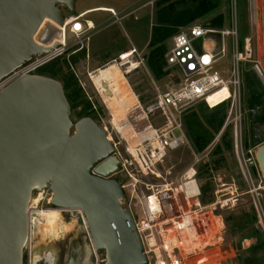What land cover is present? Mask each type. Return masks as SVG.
Segmentation results:
<instances>
[{
	"label": "rangeland",
	"instance_id": "rangeland-1",
	"mask_svg": "<svg viewBox=\"0 0 264 264\" xmlns=\"http://www.w3.org/2000/svg\"><path fill=\"white\" fill-rule=\"evenodd\" d=\"M135 1L142 2L138 0H75L73 13L65 5L59 4L64 16H74L85 10L82 19L86 18L93 22L95 28L88 42V53L84 51V53L65 55L57 59L54 64H46L37 70V73L49 74L50 68L52 71L54 69V79L60 84L70 74H74L81 88L82 98H86L91 107L86 111L83 109V104H78L71 109L72 121L75 122L87 112L98 125H107V136L114 142L118 137L110 127L109 121L113 118L102 105L101 99L106 103L115 120L120 121L124 117H129L131 110H136V99L144 106L159 92L179 85L177 75H180L179 71L177 73L173 68H168L165 63H162V75L155 77L147 65V58L152 50L148 44L152 26L156 24L155 15L159 5L141 9L120 22L110 17L108 12L103 11L107 10L106 8L121 11ZM214 1L217 5L213 11L175 28L178 31L191 23H199L208 27L232 30L234 26L232 10L235 9L237 38L234 39L231 35L225 37L226 54L218 60L215 68L222 73L230 72L235 43L245 57L239 63L240 118L238 108L230 100L222 107L214 109L203 103L192 106L187 116L182 118L183 130L190 146L183 145L169 151L164 160L155 166V171L165 178L164 181L161 177L141 174L136 175L138 182L130 180L136 185V191L131 193L130 187H126L121 206L138 213L140 209L138 202H142L144 195L154 192L155 189H161L158 186L147 191L146 188L149 185L168 183L172 189L177 188L182 185L186 174L193 168L196 170L194 179L200 191L198 197L200 208L198 213V211L193 212L191 207L189 211L193 213H190V216L198 213L200 216L221 217L224 224L222 240L218 245L208 247L205 250L207 252L198 256L195 254L186 256L184 252H181L183 254L181 256L179 251L174 249L176 258L181 260V264L184 262L208 264L219 258L222 259L221 262L216 261L214 264H264V235L256 211V206L259 207V204L264 210V179L254 156L256 147L264 143V117L258 119L264 114V81L260 76L261 74L264 77V0H236L235 6L232 5V0ZM168 2L174 4L176 8H192L190 0H168ZM131 9L130 7L127 10ZM218 14H222L223 17L222 27H214L211 22L212 18ZM66 38L69 44L75 42L73 34L67 32ZM216 41L218 48L221 38L216 37ZM200 43L201 39L194 43L197 49ZM247 45L250 51L245 55L244 48ZM165 46L167 51L171 46V37L167 39ZM130 47H135L143 55L144 64L125 76V79L120 73L121 68L119 69L110 61ZM97 70L99 73L94 75L93 72ZM92 75L95 78L90 79ZM215 117L223 118V123L218 130L213 131L206 122ZM196 122H202L213 134L210 142L201 150L194 147L188 137L189 131ZM235 127L241 133H239L241 147L239 138H237L236 146ZM143 183L148 184L147 187ZM32 197L30 208L28 207L32 221L30 227L31 225L32 227L30 238L23 249L22 264H33L36 246L42 253L49 255L50 264H103L105 253L103 250L94 249L82 211L52 206L47 203L48 194L46 191L43 192V189L34 191ZM217 202L224 207L216 204V209L213 210L211 205ZM226 202L227 205H225ZM182 204L184 205L183 201ZM43 210H59L61 215L59 224L62 226L67 223L71 226L66 228L67 231L60 229L54 237L42 236L36 223L40 218L38 211ZM34 220L37 221L35 224ZM153 230L157 252L166 259V252L161 248L162 240L155 229ZM192 234L193 232L189 233L191 238L195 236ZM217 248L220 256H217L219 254Z\"/></svg>",
	"mask_w": 264,
	"mask_h": 264
},
{
	"label": "water",
	"instance_id": "water-1",
	"mask_svg": "<svg viewBox=\"0 0 264 264\" xmlns=\"http://www.w3.org/2000/svg\"><path fill=\"white\" fill-rule=\"evenodd\" d=\"M63 4L75 0H0V78L61 38ZM261 78L264 81L263 75ZM115 149L91 117L71 119L62 84L23 76L0 92V264H22L34 191L48 188L50 204L80 209L103 264H148L124 192L112 177ZM255 159L264 179V143Z\"/></svg>",
	"mask_w": 264,
	"mask_h": 264
},
{
	"label": "built area",
	"instance_id": "built-area-1",
	"mask_svg": "<svg viewBox=\"0 0 264 264\" xmlns=\"http://www.w3.org/2000/svg\"><path fill=\"white\" fill-rule=\"evenodd\" d=\"M138 1L142 2L138 3L135 1L132 5L127 6L121 11H114L111 8H106L107 10L103 11L108 12L110 17L114 18L115 21L120 22L141 9L147 7L153 8L160 0ZM235 3L236 0H232L233 6H235ZM130 7L132 9L127 10L130 9ZM84 12L74 16H64L61 39L56 42V45L46 52L33 55L1 77L0 92L23 76L38 74V69L62 56L75 54L81 51H85L87 54L88 42L90 41L95 26L89 24L86 18L82 19ZM232 20L234 22L232 30L191 23L173 34L171 37V46L165 53L164 58L165 65L168 68H173L176 72H180V75L177 74L179 85L159 92L151 102L144 106H142L138 100V108H135L136 110H131V113L128 114L130 126L133 131L132 146H130V143L121 135L117 128L114 127L111 120L109 121L110 127H112L118 137L115 142L111 141L115 149L114 154L119 162L118 169L112 177L121 185L123 192L128 186L131 189V193L136 191V185L130 180L138 182L136 178L138 174L142 176H158L159 174L155 171V166L164 160L169 151L178 149L183 145L190 146L183 130L182 118L189 112L192 106L199 103L209 105L207 102L208 97L225 88L227 97L225 100L218 103L217 106L229 100L232 101L238 108L240 118L239 63L243 61L245 57L243 53L238 50L235 43L233 45V60L230 72L228 74L222 73L215 68V64L218 60L226 54L225 37L231 35L234 39L237 38V17L235 9L232 10ZM67 32L74 35V43L69 44L67 42ZM216 37L221 38V43L218 45V48L216 46L218 44ZM199 39H201V43L199 49H197L194 43ZM208 41L211 43L210 48H207L205 45ZM127 50L128 51L121 52L116 58L110 61L121 68V72L124 76H127L140 65L144 64L143 55L139 53L135 47H130ZM249 51L248 45L245 46L244 54L247 55ZM101 101L102 105L106 108L102 99ZM101 127L106 134H108L107 125H101ZM234 133L236 146L237 138H239L241 147V133L238 132L237 127L234 129ZM195 175L196 170H194V176ZM167 186L172 189L170 184H165L163 187L166 188ZM152 188L153 187L149 185L146 190L150 191ZM45 191L48 194V198L46 199L47 203H50L49 198H51L52 195L51 191L48 188L43 189V192ZM151 192L145 196L148 198ZM166 192L168 193V191L164 190L162 194H158L159 197H162L160 207L163 210L169 209L172 213L171 216L165 215L166 213L162 212L161 208L154 214H151L150 210L146 212L145 206L141 201L138 202L140 208L138 213H134L129 209L134 220L136 231L141 238L143 251L147 257L148 264H158L159 258L166 264H172L170 254L176 257L174 249L169 253L163 247V241L162 248L164 252H166V259L157 252V243L153 233V229H155L158 233L157 235L161 238L160 231L165 232L168 227L174 224L171 220L172 218L176 222L179 221L181 213L183 212L181 203L177 202L176 198H171ZM170 192L172 193V190H170ZM181 195L185 202H187L188 199L194 200V204L190 206V209L192 207L193 212L198 211L199 213V187L196 193L191 197H187L186 189L183 190ZM216 204H219L220 207H224L220 202H217L211 205L213 210L216 209ZM227 204L226 202L225 205ZM256 211L259 225L264 235V210L260 204L259 207L256 206ZM152 237L154 238L153 246H151L149 242V239ZM179 262L180 264L182 263L181 260H179Z\"/></svg>",
	"mask_w": 264,
	"mask_h": 264
},
{
	"label": "bare ground",
	"instance_id": "bare-ground-1",
	"mask_svg": "<svg viewBox=\"0 0 264 264\" xmlns=\"http://www.w3.org/2000/svg\"><path fill=\"white\" fill-rule=\"evenodd\" d=\"M89 24L94 25L91 21H89ZM62 28H63V26L61 27V29ZM60 39L61 38H59L58 40H60ZM205 45L207 48L211 47V43L209 41L206 42ZM112 64H115V63H112ZM109 65H111V64H109ZM120 73H121L122 77L126 79V77L122 74L121 69H120ZM89 76H91V74H89ZM90 79H91V77H90ZM226 94H227L226 89L224 88L221 91H218V92L210 95L207 99V102L209 104L208 106L210 108H215L218 105V103L222 102V100H225V98L227 97ZM136 100L137 101L135 102V106H136L135 108H138L139 102H138V99H136ZM104 104L106 105L105 102H104ZM106 108H107L109 114L111 115V117L113 118V120L111 122L114 125V127L117 128V130L121 133V135L124 138H126L127 141L130 143V146H132L133 145V141H132L133 131H132L131 126H130L129 117H124L122 120L119 119L120 121L115 120L114 116L109 111V108L107 107V105H106ZM120 124H121V127H120ZM150 135H151V133H150ZM108 138L110 139V137H108ZM130 149H132V148H130ZM166 188L167 189H164V190H168V193L167 192L166 193L169 194L171 196V198H176L177 202L181 203L182 208H183V212L181 213V218L179 219V221L176 222L172 218L171 220L174 222V224L172 226L168 227L165 232L160 231L161 239L163 241V247L169 253H171L173 249H177L181 256L183 255L181 252H184L186 256H189L192 254H195V256H198V255H201L202 253L204 254V252H207L205 250H207L208 247L218 245L222 240V230H223V226H224L221 217H217L214 215L200 216L198 213L190 216V213H193V212L189 211L190 206H192L193 200L188 199L187 202H185L182 198V195H181L183 190H185V189H186L187 197H191L193 194L196 193V191L198 189V185H197L196 181L194 180V170L191 168L188 171V173L185 176V180L183 181L182 185H180L179 187L174 188V189H170L169 187H166ZM170 190H172V193L170 192ZM32 199H33V197H32ZM32 199L30 201V205L32 203ZM143 199H144V202H143ZM143 199H142V202H143V205L145 206L146 212H147V210H150V213L154 214L157 210H160V208H161L160 203H161L162 197L161 196L159 197V195L156 194L155 191L151 192V194L148 198L145 196ZM182 201L184 202V205L182 204ZM30 205H29V208H30ZM29 208H28V211H29ZM74 210L81 212L80 209H74ZM161 211L166 213L165 215H167V216L172 215V213L170 212L169 209L163 210L161 208ZM28 215H29V213H28ZM38 215L40 218L37 220L38 222L36 221L37 223L34 220V224L36 223V225L39 228V231L42 234V236L49 235V236L54 237L55 235L58 234V231L60 229H62V228L66 229V228L71 226V224H67V223H65L62 226L59 224L61 222V220H60L61 215H60L59 210L38 211ZM79 216H81V215H79ZM83 220L85 222L84 218H83ZM76 221H75V223H76ZM31 222H32L31 217L29 216V223L31 224ZM31 227H32V225H31ZM31 227H30V232H29V238H30V233H31ZM66 231H67V229H66ZM191 232H193L192 235H195V236H193V238H191V236L189 235V233H191ZM29 238L27 239V242H28ZM42 239H43V237H42ZM27 242H26V244H27ZM149 242H150L151 246H153L154 245V238L153 237L150 238ZM189 246H191V247L189 248ZM156 249H157V247H156ZM216 250L219 253V254H217V256L218 255L220 256L219 249L217 248ZM45 255H46L45 252L42 253L40 251V249L36 246L34 254H33L32 263L33 264H50L51 260L48 258L49 255L48 256L47 255L45 256ZM170 256H171V261H172L171 263L172 264H180L179 260L175 256H172V254H170ZM221 260L222 259L219 258L216 261L221 262ZM72 261H74V259H72ZM184 261H185V259H184ZM216 261H210V262H208V264H214V263H216ZM79 264H82V263H79ZM158 264H166V263L161 258H159ZM184 264H186V262H184Z\"/></svg>",
	"mask_w": 264,
	"mask_h": 264
},
{
	"label": "trees",
	"instance_id": "trees-1",
	"mask_svg": "<svg viewBox=\"0 0 264 264\" xmlns=\"http://www.w3.org/2000/svg\"><path fill=\"white\" fill-rule=\"evenodd\" d=\"M168 0H160L157 2L159 9L156 11V24L152 26L151 35L149 39V46L152 48L150 55L147 58V65L155 77H160L162 75V63H165L166 46L165 43L167 39L176 33L177 26L190 23L196 18L202 17L216 8V2L214 0H190L192 2V8H176L172 3H167ZM174 3V2H173ZM222 14H218L212 18L211 22L214 27H222L223 23ZM166 51V52H165ZM84 53V51L78 52ZM74 55V54H73ZM59 59V58H58ZM57 60V59H56ZM50 63H55V61ZM48 63V64H50ZM50 78H55L54 69L50 68L49 74L38 73ZM65 96L70 104V108L73 109L78 106V104H83V109L86 111L91 107L90 103L86 98L81 96V88L77 84V80L74 74H70L62 83ZM259 96L257 97V101ZM224 103L217 107H222ZM198 105H202L199 103ZM216 107V108H217ZM208 108V107H207ZM214 109V108H211ZM186 113L184 116H187ZM88 116V113H84L82 117ZM264 117L262 114L258 119ZM207 125L211 126L213 131H216L222 126L223 118L215 117L214 119L208 120ZM188 137L191 144L198 148V150L203 149L213 137L212 131L209 130L202 122H196L188 133ZM251 236V234H250Z\"/></svg>",
	"mask_w": 264,
	"mask_h": 264
},
{
	"label": "flooded vegetation",
	"instance_id": "flooded-vegetation-1",
	"mask_svg": "<svg viewBox=\"0 0 264 264\" xmlns=\"http://www.w3.org/2000/svg\"><path fill=\"white\" fill-rule=\"evenodd\" d=\"M156 177H161V179L164 181L165 180V178L161 175V174H159L158 176H156ZM161 184V183H160ZM166 184H168V183H166ZM143 185L145 186V187H147V185L148 184H146L145 185V183H143ZM152 187H155V188H157L158 186H160L161 187V189H155L154 191L156 192V194H161L163 191H164V189H167V188H164L163 186H164V184L162 183V185H151ZM171 186V185H170ZM168 187V186H167ZM172 188V187H171ZM147 189V188H146ZM166 191H168V190H166ZM147 195V194H146ZM145 196V195H144ZM193 203H192V205L194 204V200L192 201Z\"/></svg>",
	"mask_w": 264,
	"mask_h": 264
},
{
	"label": "crops",
	"instance_id": "crops-1",
	"mask_svg": "<svg viewBox=\"0 0 264 264\" xmlns=\"http://www.w3.org/2000/svg\"><path fill=\"white\" fill-rule=\"evenodd\" d=\"M85 11V10H84ZM84 11H80V12H84ZM79 12V13H80ZM78 14V13H77ZM88 21H90V20H88ZM93 23V22H92ZM99 73V70H97L96 72H94V75H97ZM94 75H92V77L91 78H95V77H93Z\"/></svg>",
	"mask_w": 264,
	"mask_h": 264
}]
</instances>
